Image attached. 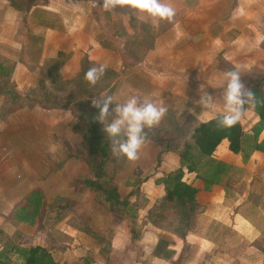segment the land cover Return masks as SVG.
<instances>
[{
    "label": "crops",
    "instance_id": "obj_1",
    "mask_svg": "<svg viewBox=\"0 0 264 264\" xmlns=\"http://www.w3.org/2000/svg\"><path fill=\"white\" fill-rule=\"evenodd\" d=\"M165 2L170 3L181 14L173 24L165 22L163 26L164 21L153 20L144 13L134 14L135 10H129L128 6L117 7L113 11L105 10L102 8L103 0H95V3L92 0H82L71 9L57 7L51 1L49 7L57 8V12L50 11L49 7L43 9L39 5H33L34 7L26 18L28 19L29 14L35 12L33 31L37 33L35 35L39 49L34 57L36 62L34 65L32 62L29 63L24 56V46L15 39L16 21L18 17L21 19L22 15L11 5L10 0H0V62L5 66L11 63V79L15 81L18 88H21L27 84L32 75L39 76L41 66L46 60L55 59L62 52L69 56L59 70L62 80L70 82L64 85L67 92H71L69 89L73 88V82L82 76L85 58L93 67L105 65L104 73H109L111 78L103 75L102 82L99 83L101 91L94 95L82 96L75 102L83 104L84 113L91 114V116L95 113L90 118L95 122L100 135L106 139L108 137L102 130L103 125L95 119L99 110L91 105L93 97L111 95L116 102L122 103L130 96H136L141 101L149 98L158 105L161 100H164L169 111L157 126L145 129L146 142L139 153L138 160L145 159L143 156L146 151L159 149L155 147L157 143L153 140L152 132H156L163 125L164 119H173L179 126L181 124L176 121L180 115H184L181 119L196 117L189 112L187 97L194 93L197 85L210 81L209 77H205L207 74H212L211 78L224 80V73L239 70L241 81L246 88L251 78L264 77L260 72H255L259 71L260 64L264 68V0H165ZM96 6L104 14V21L109 26L111 25L112 31H107L105 28L104 30L99 22L97 23L93 13ZM50 12L59 14L57 23L48 22ZM131 19L156 26L157 31L151 42L152 45L141 53H144L141 59L129 63L127 58H123V55L126 57L129 55L126 48L129 39L135 38L137 42L134 44L136 47L133 48L135 54L145 44L143 41H137L141 32H134L131 29L129 26ZM117 23L120 25V32H117L119 28L114 29ZM109 38L116 42H110ZM141 39L142 37L139 40ZM21 53L23 54L21 61L11 58L13 61L8 62L10 56L15 54L19 56ZM66 85L69 89L65 88ZM1 99L0 95V101ZM218 103V101H213V106ZM114 106L115 104L110 106V112ZM213 117L200 120V122ZM113 118L114 114L110 115L108 122H111ZM0 120L3 119L0 118ZM4 120L6 122L0 130V223L6 219L7 223L18 224L23 232H19V235L27 238L35 237V241L39 243L63 244L64 249L58 251L62 253L63 264L99 263L100 253L104 248H106V259L110 264H143L140 260L132 258V253L128 254L127 251L132 244H143L145 247L156 248L160 242L158 238L161 237L157 234V230L162 231V229L147 223L145 218L154 202L164 194L163 188L155 185L157 178L146 180L147 182L139 185V191L147 202L143 208H138L137 213L142 209L140 212L145 216L141 223L144 222L145 227L141 231L140 239L133 242L130 237L128 220L111 214L106 206L97 200L96 194L83 183V180L89 178L91 174L84 162L88 154V146L82 133L77 131L81 121L75 117L74 108L27 106L10 112ZM30 138L35 141L33 145L39 146L29 147ZM108 140L111 144V140ZM51 144L56 146L58 152H79L77 155L79 158L76 156L73 158L78 163L80 173L86 176L72 178L79 182L80 188L71 190L68 186L66 190L70 191V197L60 195L57 190L51 192L53 197H48L47 191L53 184L54 178H47L46 190L36 181H29L30 178L22 176L24 175L22 168L32 166L29 160L32 152L46 150L55 156L54 152L49 150ZM218 152L219 150L216 149L214 156L216 158V155H219L217 159L223 162L235 156L225 150H222L221 154ZM71 155L68 154L69 159ZM252 155L264 160V155L261 153L255 152ZM55 157L57 158L58 155ZM250 158L252 159V156ZM161 160L162 165L173 166L172 169L163 173L164 175L179 166L176 154L170 156L168 153H163ZM150 161L152 164L151 159ZM134 163L136 161H132V165ZM141 164V166H147L149 160ZM184 173V178L185 176L190 178L189 182L184 180L186 183L193 186L198 185L195 174L185 172V170ZM132 181V178H114L119 194L121 186ZM30 182L35 185L28 189ZM199 187L202 188L200 185ZM130 188L132 187L129 186L127 189L128 193ZM34 190L42 191L44 196L42 215L34 226L16 223L12 219L14 208L22 204L23 200ZM158 191L161 193L160 196L150 203L149 195ZM225 196V190L220 185L213 186L210 192H204L201 189L198 197L207 205L200 215L205 216L209 224H221L237 233L243 244H236L237 240L233 242L230 239H222V243L217 244L202 239L198 241V246L195 245L196 249L191 257L193 262L188 263L187 260L186 264H238L236 259L244 264H264V236L255 242L247 234L264 225V198L258 204L253 205L252 202H248L254 208L253 215H245L241 208L237 210L238 206L233 205L224 208L225 211L222 213L211 215L216 206L223 209L221 204ZM244 197L247 196L244 195ZM49 199L52 200L49 201ZM55 200L60 201L57 208L52 207ZM244 203L246 199L240 202L239 206ZM227 213L229 215H226V218L224 214ZM206 226L208 225L204 223L201 230L206 231ZM28 229L31 231L27 232ZM15 236L16 233L14 238ZM5 237L12 238L11 235ZM58 237L60 239L65 237L66 240L60 242ZM187 239L188 236L184 239L173 240V247H168L174 252L171 259L161 261L151 255L149 257L151 259H148L149 263L157 260L168 264V262L176 261L179 255L185 256L188 246L194 247V244L188 242Z\"/></svg>",
    "mask_w": 264,
    "mask_h": 264
},
{
    "label": "trees",
    "instance_id": "obj_2",
    "mask_svg": "<svg viewBox=\"0 0 264 264\" xmlns=\"http://www.w3.org/2000/svg\"><path fill=\"white\" fill-rule=\"evenodd\" d=\"M37 0H25L24 3L18 2V0H10L11 5L23 16L22 20L25 22L26 16L30 13L31 9L35 6ZM34 5V6H33ZM141 26V30L137 27ZM129 26L134 32L140 33L137 41H143L151 39L149 42L154 40L155 32L157 31L156 26L148 25L145 23L136 22L135 19L129 21ZM138 28V30H137ZM120 32V28L119 31ZM142 35V36H140ZM148 37V38H147ZM135 38L129 39L126 48L129 51V56L134 54L132 49ZM38 39L29 42L24 46V55L29 63H36L34 61L37 48ZM131 48V49H130ZM66 54L60 52L55 59L46 60L39 71V83L41 88H44L43 81H49L53 87L64 89L68 81H64L59 73L62 63L68 58ZM36 65V64H34ZM93 67L88 59L83 60V74L80 78V94L82 96L94 95L101 91L99 83L102 82L103 76L95 85H90L85 79L84 75L86 71ZM53 68V69H52ZM108 78H111L109 73H104ZM12 77L11 67L5 66L0 62V94L3 96L2 110L0 118L4 119L10 112L15 109H22L31 106H41L44 108H74L78 107L82 113L78 115L74 109V115L83 123L85 126L84 131L77 129L82 133L83 139L88 146V154L84 158V162L91 173V177L83 180V183L93 191L97 200L100 201L106 209L115 216H122L128 220V227L130 232L131 241L135 242L140 239V232L137 231V211L138 206L133 203L130 198L138 194L139 185L145 180H140L136 187H132L129 194L125 197H121L118 189L114 183L113 171L110 170L111 160H115L118 157H114L110 150V141L100 135L95 122L90 117L91 114L83 112V104L81 102H74L67 92L63 98H58L60 102L49 103L48 99L45 102H40L35 99H31L30 95L22 96L16 90ZM264 80L261 78H251L249 83L254 85ZM7 85H10L7 87ZM251 91L256 95L259 100H264V97L260 95V92L256 88H251ZM259 100L255 104L254 112L258 117L257 124L251 130V134H245L241 123H236L231 128H219L217 126V120L222 114H218L215 117L199 122L189 132L186 140L183 141L180 148L165 149L173 150L179 159V166L169 173L163 175L155 180L157 186L163 188L164 194L162 197L157 199L151 208L147 211L146 222L150 223L156 228L163 229L164 224L172 220L171 216H180L182 214H188L191 211L203 212L206 207V203L199 199L198 194L202 189L204 192H210L213 186L222 185L224 179L226 180L230 171L231 166L221 160L215 158L214 153L218 146L225 141L227 143V149L231 153L242 155V161L248 162L253 153L258 152L264 155V103H259ZM49 103V106H46ZM16 105V106H15ZM14 106V107H13ZM14 109H13V108ZM6 109L5 113L2 111ZM92 113V111H90ZM90 115V116H89ZM87 116V117H86ZM85 117V118H84ZM169 145H167L168 147ZM160 152L157 155V162L160 163L161 159ZM164 153V151H163ZM122 161V156L119 157ZM118 160V159H117ZM122 164V163H121ZM121 167V165H120ZM184 170L188 173L195 174V180L198 182L197 186L188 184L184 181ZM264 174V164L262 168ZM199 185L202 187L200 189ZM225 187V185H224ZM43 193L40 190L32 191L22 202V204L16 206L12 212V219L16 223H22L28 226H34L37 219L42 215L44 211ZM174 216V217H175ZM176 219V218H175ZM168 224V223H167ZM3 233L0 232V235ZM60 237V236H59ZM58 237V239H60ZM9 240L4 242L0 250V264H13L9 254L17 256L22 264H57L54 258L55 251H61L64 249L63 244H48L39 243L35 241V237L27 238L21 235L15 236V243ZM2 241V240H1ZM159 244V243H158ZM158 247V245L156 246ZM167 250L174 255L172 250ZM173 257V256H172ZM163 258V259H171ZM181 255L178 256L175 263L180 262Z\"/></svg>",
    "mask_w": 264,
    "mask_h": 264
},
{
    "label": "rangeland",
    "instance_id": "obj_3",
    "mask_svg": "<svg viewBox=\"0 0 264 264\" xmlns=\"http://www.w3.org/2000/svg\"><path fill=\"white\" fill-rule=\"evenodd\" d=\"M25 0H18V2L24 3ZM54 2V4L59 7L62 6L64 9H71V7L75 6V4H77L78 2L82 1V0H37L35 5H39L41 6V8H48L49 7V3L50 2ZM50 11L54 12L53 10H55L57 12V8L55 9L54 7H49ZM40 9V8H39ZM204 9L206 10V8L204 7ZM47 10V9H46ZM204 10V11H205ZM49 13L48 16V22H56L59 21L58 13ZM93 13L95 18L97 19V23L99 22V24L102 26V28L106 29L107 31H112V29H110V26L105 23L104 21V14L101 12V10L99 9V7H94L93 9ZM23 13H21L20 15H22ZM179 14H181L179 11H176V15L173 18V20L171 21V23L173 24L175 21H177L178 18H180ZM19 16V15H18ZM56 18V19H55ZM27 21V23H26ZM167 23H170L169 21H164L162 22V26L165 25ZM105 23V24H104ZM262 24V23H261ZM35 25V12L29 14L28 19L26 18L25 22H23L22 20V16L21 19H19V17L17 18L16 21V29H15V39L23 46H26L29 42L35 40V37L37 33H35V31H33V26ZM161 26V27H162ZM93 27L96 28V26L93 24ZM120 25L119 23H117L115 25L114 29L119 28ZM137 27L140 29L141 26L137 25ZM137 28V30H138ZM104 29V30H105ZM161 29V28H160ZM141 30V29H140ZM139 31V30H138ZM142 31V30H141ZM148 38V37H147ZM120 39V38H119ZM110 42L115 41L114 39L112 40L111 38H109ZM152 41L151 39H146L145 40V44L143 46L140 47V49L138 50V53H134L132 55H128V57L123 55V58H127V61L129 63H132L138 59H141L142 52H145V50L147 48H149L148 46L150 45L149 42ZM116 42V41H115ZM135 52V49H133ZM132 50V51H133ZM24 52V51H23ZM24 54V53H23ZM23 54H15L13 56H10L8 59V62H12L14 58V60H19L21 61V59L23 58ZM26 55V54H25ZM24 55V56H25ZM8 57V56H7ZM6 66L10 67L11 63H7ZM262 65H259V71H255V72H260L262 76H264V68L261 67ZM255 68V67H254ZM53 69V68H52ZM205 77H209L210 81H207L206 83H204L202 85V89H201V84L197 85V87L194 88V93H192L191 95H189L187 97V103L189 106V110L191 111V109H193L196 112V117L194 116H190L188 117V119H181L182 117H184V115H180L178 121V124L180 123L181 125L177 126L174 122L173 119H168L165 120L164 119V123L163 125L155 132L153 131L152 136H153V140L157 143V146L155 145V147H158L159 149L154 150V151H146L144 154V158L142 160H138L136 161V163H134V165H132V161H128L126 159V157L122 156V161L121 159L118 157L115 160H111L110 163V170H112L114 173L113 176L114 178H132V182H126L127 184L124 186H121L120 188V194L121 197H125L127 196L128 193V187H136V185L139 183L140 180L146 179V180H152L154 177L158 178V177H162L166 171L172 169L173 166H167V165H162V160L160 161V163L158 164L157 162V155L161 153V157L163 156V151L164 153H168L170 154V156L175 155V152L172 150H166L165 149H169V147L171 148H176V150H178L181 146V144L183 143L184 140H186L187 138H189L188 136V132L195 127L200 120H206L209 117H213L215 115L218 114H222L223 113V94H224V88H223V83L224 80L220 79V78H211L212 74H207V76ZM81 78V77H80ZM80 78L77 81L73 82V88L69 89L68 85H66V89L68 88L71 92L69 94L73 100L72 103H74L77 99L82 97V94H80V87H81V83H80ZM39 76L36 75H32V77L30 78V80H28L27 84L21 88H18L17 84L15 83V81L13 80L14 84L16 85V90L21 93L22 96H28L27 94L30 95V98L33 100H38L40 102H45V99L49 100V103H53V102H60L62 100L59 101L58 98H63L64 96H66L67 94V90L65 91L64 89H59L58 87H53L52 84L49 81H43V85L45 86L44 88H41L38 83H39ZM10 85H7V87H9ZM256 88L258 92H260V95L262 97H264V80H262L259 83H256L254 85L248 83L247 88L251 90V88ZM200 90L207 92L211 95H213V101H218L219 103L216 106H213L212 108L208 109H204L202 106L200 105H196L193 103L194 100L199 99V95L198 93L200 92ZM1 95V94H0ZM2 99L0 101V110H2V102H3V96L1 95ZM85 97V96H84ZM47 103L46 106H49L50 104ZM16 106V105H15ZM31 106V105H28ZM45 107V105H43ZM14 107V106H13ZM12 107V108H13ZM43 107V108H44ZM254 107L255 105H249L246 106V110L244 112V115L242 116L241 120L239 121L241 123V126L243 128V131L245 132V134H251V130L253 129V127L257 124L258 122V117L256 115V113L254 112ZM83 108V107H82ZM14 109V108H13ZM76 113L78 115H81L83 117V113L82 111L78 108V107H74ZM6 109H4L2 111V113H5ZM95 115V113L92 114V116ZM199 116V117H198ZM5 119V118H4ZM0 120V130L3 128V124L4 122H6V120ZM3 122V123H2ZM84 122H82L79 127H77V129L79 130H83L85 126L83 125ZM176 125V126H175ZM78 131V130H77ZM153 141V142H154ZM34 139L30 138L29 143L31 145H29V147H31L34 143ZM154 142V143H155ZM155 143V144H156ZM53 145V144H51ZM167 145H169L167 147ZM33 146H39L37 144H34ZM161 149V150H160ZM160 150V151H159ZM219 150V154H221L222 150H225V152L229 153V154H233L230 151H228L227 149V143L225 141H223L219 147L217 148V151ZM75 153V155L73 154ZM79 152H58V150L56 149V151L54 152L55 156L58 155V157L56 158L53 153L47 152L46 150H43V152L38 151V152H32L29 160L31 161V165L30 167H25L22 168L21 171L24 172V175H22L24 178H30L29 181H36V183H38L39 185H42L44 187V189L47 190L46 186H47V178H54L53 180V184L50 185L49 190L47 191V195L48 197H53L51 192H54V190L59 191L60 195L64 196V197H70V191L66 190V188L68 186L72 188H80L79 186V182L76 181L75 179L72 178H84L86 175L81 174L80 173V169L78 168V163L77 161L73 158V156L78 157ZM68 154H72L71 158H68ZM160 157V159H161ZM79 158V157H78ZM219 158V155H216V159ZM152 160V164L151 161ZM60 160V161H59ZM149 160V165L147 166H141L144 161H148ZM123 162V165L120 167L121 163ZM227 164H229L231 166V171L227 177L226 180L228 181H223L222 185H220L226 193L225 199L222 202V207L218 208L216 206V208L211 212V215H216L217 213H222L224 212V208L229 207L230 206H238L236 209L238 210L239 208H241L243 210V212L245 213V215H253V207H251L250 204H248V202H252L253 205L254 204H258L260 203L261 199L264 198V174L262 172V168H263V164H264V160L261 157H253L252 155V159L250 158V161H248V163H244L242 161V155L241 154H237L235 156H232L228 159ZM171 164V163H169ZM168 164V165H169ZM52 166V168H51ZM132 172V174L130 175V173ZM185 172H187V170H185ZM91 176V174H90ZM89 176V177H90ZM118 176V177H117ZM186 178H184V180L186 181H190V178H187V176H185ZM147 182V181H146ZM33 182H30L28 184V189H30L31 187H33V185L35 184H31ZM156 185V184H155ZM225 185V187H224ZM26 187V186H25ZM147 188V187H145ZM131 189V188H130ZM148 189V188H147ZM130 192V191H129ZM160 191L153 193L152 195L150 194L148 197L151 199L150 203H152L154 200L157 199V197L160 196ZM248 194V195H247ZM244 195H246L247 197H244ZM246 199V203H244L243 205H240V202H244ZM52 199H49V201ZM133 203H135L139 208H143L147 202V200L145 199V197H142V194L139 192L138 194H136L135 196L131 197L130 199ZM60 201L55 200L52 207L57 208L59 205ZM62 204V203H61ZM247 204V205H246ZM221 205H219L221 207ZM252 205V206H253ZM142 210V209H141ZM141 210H139V212L137 213V225H136V229L138 232L143 231L145 225L144 222L141 223V221H143V217L145 216L142 212H140ZM57 212V211H55ZM255 212V211H254ZM200 213L202 212H198V211H191L188 214H182L178 217L171 216L172 220H170V222H167L166 224H164V228L161 230H157V234L160 235L161 238L160 242L158 244V247L156 248H149V247H145V245H134L132 244L131 246H129L127 253L130 254L132 253V258H135L136 260H140L143 264H167L164 262H161L162 259L165 258H170L172 257V253H170L167 248L168 247H173L174 242L173 240H175L176 238H185L186 236H188V242L193 243L194 247L191 248L190 245L188 246V249L185 252V256H181L180 262L175 263V262H168V264H186L185 261H189L188 263H192V255L194 254V251L196 249L195 245H199L198 241L202 240V239H207L209 242L212 241L215 244L217 243H222V239H230L233 240V242L236 241V244H243L240 239H239V235L233 231H231L230 229H228V227H225L221 224H209V221H206V217L203 216L201 217ZM225 216L229 215L224 214ZM226 216V218H227ZM176 218V219H175ZM5 219V218H4ZM206 223L208 226H206V231L205 230H201V226H203V224ZM264 226V225H263ZM262 226V227H263ZM256 228V231L252 232H248V237L251 238V240H254L255 242H258L263 236H264V227L262 228ZM25 228V227H23ZM22 228L19 227L18 224H11V223H7L6 219L3 220L2 223H0V230L3 233V235H0V248H2V245L4 244V242L9 240V237H5L6 235L9 236L11 235L12 238H10V242L15 243L16 241L14 240V234L16 233V236L19 235V232H22L21 230ZM30 232L31 230L28 229ZM208 230V231H207ZM263 230V231H261ZM26 232V231H24ZM23 233V232H22ZM205 234V236L203 235ZM207 234V237H206ZM243 235H241L242 237ZM2 240V241H1ZM66 240V238H61L59 241L62 242ZM68 241V240H67ZM254 242V243H255ZM198 248V247H197ZM106 248H104L101 253H100V262L96 263V264H110L107 261V257H106V253H105ZM153 253V254H152ZM62 253H59L58 251L54 253V258L56 260L57 264H63L62 263ZM151 255L157 257V259H161V261H157L155 260V262H151L149 263L148 259L150 260ZM9 257L11 258L13 264H22V262L20 261V259L13 255V254H9ZM191 258V259H190ZM238 264H244L242 263L239 259H236ZM67 264V263H64Z\"/></svg>",
    "mask_w": 264,
    "mask_h": 264
},
{
    "label": "clouds",
    "instance_id": "obj_4",
    "mask_svg": "<svg viewBox=\"0 0 264 264\" xmlns=\"http://www.w3.org/2000/svg\"><path fill=\"white\" fill-rule=\"evenodd\" d=\"M95 3V0H92ZM129 7L135 10L134 14L144 13L153 20L171 22L176 15V9L165 0H103L102 8L113 11L117 7ZM106 66L89 68L84 79L95 85L105 72ZM224 94H223V114L217 120L219 128H231L238 123L246 106L255 105L259 100L256 95L241 81L239 70H231L224 73ZM202 89V85L200 86ZM199 99L193 101L194 104L202 106L204 109L213 107V95L200 90ZM264 103V100H259ZM112 107L110 112V106ZM92 107L99 110L95 119L103 125V131L111 140V152L114 157L124 156L128 161H137L139 153L146 142L145 129H152L157 126L162 118L169 111L164 100L157 103L149 98L142 101L136 96H130L125 102H116L113 96L93 97ZM196 115L195 111H189ZM114 114L111 122L108 117ZM199 117V116H198ZM51 152L56 151V146L51 145Z\"/></svg>",
    "mask_w": 264,
    "mask_h": 264
}]
</instances>
